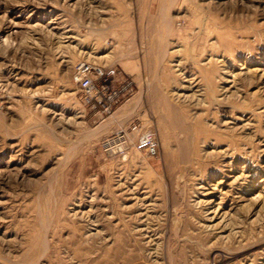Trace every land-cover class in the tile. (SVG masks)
Returning a JSON list of instances; mask_svg holds the SVG:
<instances>
[{
	"label": "rangeland",
	"instance_id": "374dc122",
	"mask_svg": "<svg viewBox=\"0 0 264 264\" xmlns=\"http://www.w3.org/2000/svg\"><path fill=\"white\" fill-rule=\"evenodd\" d=\"M0 264H264V0H0Z\"/></svg>",
	"mask_w": 264,
	"mask_h": 264
},
{
	"label": "built area",
	"instance_id": "2783aa9c",
	"mask_svg": "<svg viewBox=\"0 0 264 264\" xmlns=\"http://www.w3.org/2000/svg\"><path fill=\"white\" fill-rule=\"evenodd\" d=\"M111 72L87 62H78L73 69V80L81 92L82 102L90 103L98 96V101H103L104 109H109L117 101V94L111 91ZM133 137L135 149L143 152L147 157H156L159 153V141L156 133L140 123H131L127 127H120L114 131V136L125 143ZM111 139H106L104 145H109ZM122 148V147H121Z\"/></svg>",
	"mask_w": 264,
	"mask_h": 264
},
{
	"label": "bare ground",
	"instance_id": "6f19581e",
	"mask_svg": "<svg viewBox=\"0 0 264 264\" xmlns=\"http://www.w3.org/2000/svg\"><path fill=\"white\" fill-rule=\"evenodd\" d=\"M94 66H97V65H94ZM101 67V66H100ZM103 68V67H102Z\"/></svg>",
	"mask_w": 264,
	"mask_h": 264
}]
</instances>
